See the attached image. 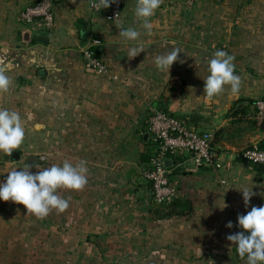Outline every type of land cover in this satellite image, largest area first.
<instances>
[{
    "label": "crops",
    "instance_id": "1",
    "mask_svg": "<svg viewBox=\"0 0 264 264\" xmlns=\"http://www.w3.org/2000/svg\"><path fill=\"white\" fill-rule=\"evenodd\" d=\"M28 1L0 0V69L10 79H25L19 87L14 84V91L23 92L22 111L34 119V128L39 125L40 169L84 159L88 183L82 191L58 190L69 208L52 210L35 224L23 205L0 200V264H57L73 255L79 264H247L226 237L244 231L238 215L264 205V164L239 155L264 140V121L254 119L252 104L234 103L264 98V87L243 76V63L235 56L243 16L231 8L235 0H163L150 18L151 34L135 16L137 0H124L117 22L92 11L91 0H53L49 30L27 29L20 22ZM129 27L140 32L137 40L123 37ZM39 35L48 42L37 41ZM94 39L108 75L92 71L82 56L81 48ZM173 42L179 59L169 72L161 71L156 55L171 50ZM130 47L144 51L129 59ZM216 50L235 57L242 85L237 95L225 86L209 100L204 94L209 73L201 61ZM153 109L212 133L224 184L212 170L195 168L181 155L171 165L175 197L165 204L152 202L142 170L149 158L145 134ZM244 189L255 193L247 207ZM229 221L232 228L225 226ZM33 226L48 235L36 242L42 245L34 247L36 252L27 229ZM18 229L23 232L19 251Z\"/></svg>",
    "mask_w": 264,
    "mask_h": 264
},
{
    "label": "clouds",
    "instance_id": "2",
    "mask_svg": "<svg viewBox=\"0 0 264 264\" xmlns=\"http://www.w3.org/2000/svg\"><path fill=\"white\" fill-rule=\"evenodd\" d=\"M116 2L117 0H93L91 7L99 12ZM162 3L163 0H137L135 16L142 21V27L148 34L152 31L150 18ZM122 35L126 40L135 41L140 32L129 27L123 30ZM169 47L171 50L161 51L156 55L155 65L161 71L169 72L172 64L179 59L180 49L175 47L174 42ZM143 51V47H130L128 58L132 59ZM234 60L235 57L224 50H216L210 56L202 58L201 64L206 66L209 73L204 79V94L209 100L224 92L225 86L230 87L232 94H239L242 80L235 74ZM11 83L4 71H0V92H7ZM24 139L25 128L20 114L0 109V152L11 156ZM33 167L25 165L19 170L8 172L6 180L0 183V200L21 204L28 214L38 219L46 218L52 210L63 213L69 208V199L62 197L58 190L82 191L88 183L89 169L84 159L75 164L65 160L62 165L53 164L36 172L31 171ZM241 192L247 207L255 193L252 189ZM237 222L244 231L229 234L226 239L236 246L241 258H247V264H264V205L252 206L246 214L237 216ZM225 226L232 228L233 224L229 221Z\"/></svg>",
    "mask_w": 264,
    "mask_h": 264
},
{
    "label": "built area",
    "instance_id": "3",
    "mask_svg": "<svg viewBox=\"0 0 264 264\" xmlns=\"http://www.w3.org/2000/svg\"><path fill=\"white\" fill-rule=\"evenodd\" d=\"M93 0L90 1V7ZM124 0H117L105 12L110 21L117 22L121 18ZM92 11H96L92 8ZM97 12V11H96ZM21 22L31 29L49 30L54 23L55 11L53 0H30L20 12ZM99 44L94 39L81 48L82 56L88 68L100 75H108V69L100 55L93 50V45ZM115 77V76H114ZM254 119L264 121V98H257L252 103ZM148 132L150 139L149 158L142 170L143 177L149 182L151 200L154 204L170 202L178 189L173 181V160L181 155L185 161L195 168L206 167L212 170L216 180L224 184L220 170L223 163L213 145V135L208 131H196L185 121L172 113L153 109L148 116ZM239 155L253 164H264V149L256 144L244 147ZM166 159L172 164L165 165Z\"/></svg>",
    "mask_w": 264,
    "mask_h": 264
},
{
    "label": "rangeland",
    "instance_id": "4",
    "mask_svg": "<svg viewBox=\"0 0 264 264\" xmlns=\"http://www.w3.org/2000/svg\"><path fill=\"white\" fill-rule=\"evenodd\" d=\"M261 1L262 2L260 3H255L254 0H235V4L233 3V5H231L232 9H235V11L243 14L239 23V26L242 30L239 36L240 46H238V51L237 53H235V56H238L240 61L243 63V76L247 79H255L256 86H258V88L264 87V0ZM18 19L20 20V17ZM24 27L26 26L24 25ZM26 28L29 29L28 27ZM19 37V41L22 43V35L20 34ZM248 69H251V72H248ZM11 81L12 83L9 87V90L11 89V93H14L13 98L9 96V90L7 92H0V109L9 110L10 104L15 105V107H17L16 111L20 114L25 128V139L18 149H14L20 152V158L18 160H14L12 158V154L11 156H8L5 153L0 152V183H3L6 180L8 172L14 169L19 170L25 165L34 166L31 169V171L33 172H36L38 171V169H40V148L36 145L39 144L40 140V134L38 129L39 125L37 128H34L32 126V122L34 121V119L29 118L22 111L23 106L25 104L23 92L14 91V84L19 87V85H22L24 83L25 79H11ZM12 111H14V109ZM32 219H34V224L38 222V218H36L35 216H33ZM27 229L28 232H30L31 234L29 236V241L32 242V250L36 252L34 247L42 246L41 244H36V242H39L42 238L48 235H45L44 233L39 231L40 229L35 226H33L31 230H29V228ZM22 233V229H18L17 251L22 248V244L19 243V240L23 236ZM52 254L56 255V250H54L51 255ZM74 260H76L75 255H73L72 259L68 258V261L62 260L56 261V263L60 264L61 262H64V264H79L78 262H74ZM36 262L39 264L43 263V261ZM48 263H53V261L45 262V264Z\"/></svg>",
    "mask_w": 264,
    "mask_h": 264
},
{
    "label": "trees",
    "instance_id": "5",
    "mask_svg": "<svg viewBox=\"0 0 264 264\" xmlns=\"http://www.w3.org/2000/svg\"><path fill=\"white\" fill-rule=\"evenodd\" d=\"M94 52L99 55L100 49L98 47L93 48ZM255 99L252 98H239L235 101L234 107L242 103L243 105L245 104L246 107L250 106ZM260 148L264 149V140L261 141V143L258 145Z\"/></svg>",
    "mask_w": 264,
    "mask_h": 264
},
{
    "label": "water",
    "instance_id": "6",
    "mask_svg": "<svg viewBox=\"0 0 264 264\" xmlns=\"http://www.w3.org/2000/svg\"><path fill=\"white\" fill-rule=\"evenodd\" d=\"M35 39L39 42H42V43L48 42V37L46 35H39V36L35 37ZM146 136H149V134L148 133L145 134V137ZM12 157H13V159L18 160L20 158V152L18 150H14L12 153ZM171 164H172V161L170 159H166L165 165L170 166Z\"/></svg>",
    "mask_w": 264,
    "mask_h": 264
}]
</instances>
